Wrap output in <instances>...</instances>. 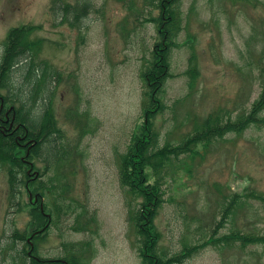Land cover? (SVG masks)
<instances>
[{"label":"rangeland","instance_id":"374dc122","mask_svg":"<svg viewBox=\"0 0 264 264\" xmlns=\"http://www.w3.org/2000/svg\"><path fill=\"white\" fill-rule=\"evenodd\" d=\"M180 1L188 28L171 51L172 76L160 93L167 105L155 118L160 146L179 144L209 112L249 108L259 96L264 76L259 74V66L264 67V0ZM92 2L93 9L77 26L62 22L63 10L53 0H0V53L11 28L41 26L32 34L44 39L37 60H47L61 73L53 97L57 122L67 141L75 144L80 138L83 152L70 179L71 195L86 205L87 217L96 218L86 231L72 228L74 215L51 224L45 239L38 242V255L59 258L65 255L64 242L89 240L85 264H143L136 230L129 222L130 196L123 190L119 164L133 134H139L145 122L142 99L147 88L140 74L162 40L155 23L149 21L159 9L152 7L151 0ZM193 3L195 10L190 11ZM187 33L194 36L189 41L192 47L181 44ZM193 52L198 74L190 84L186 71ZM25 70L17 67L16 83ZM77 111H86L91 122L82 137L76 121L82 119V125L86 118ZM198 150L194 157L182 154L170 162L162 180L165 202L155 223L162 235L159 247L167 254L179 251L185 241L203 242L211 229L217 230V237L232 231L264 233V198H259L264 197V129L254 126L208 148L200 145ZM36 164L42 172L44 163L36 160ZM8 189L7 171L2 168V240L15 228L25 230L31 219L29 195L24 193L22 208L16 212L10 207ZM234 195L242 198L241 206L226 215L225 206ZM182 264H264V247L209 245Z\"/></svg>","mask_w":264,"mask_h":264},{"label":"trees","instance_id":"16d2710c","mask_svg":"<svg viewBox=\"0 0 264 264\" xmlns=\"http://www.w3.org/2000/svg\"><path fill=\"white\" fill-rule=\"evenodd\" d=\"M53 0L55 7L63 10L62 22L79 26L83 17L93 9L92 0H78L76 3ZM251 0H249L250 2ZM180 0H151L152 7L159 9L157 15L149 21L155 23L162 40L157 42L151 51L150 58L145 62L140 76L145 81L142 109L145 122L139 134L134 133L131 143L125 153L121 154L119 176L123 190L130 196L128 205L131 208L129 222L135 227L137 243L143 264H182L187 259L199 253L205 247H233L240 244L246 247L250 244L264 247V233H244L232 231L217 237L216 229L203 242L191 244L185 241L183 247L172 254L162 252L159 247L161 232L155 220L163 207L165 198L162 180L168 175V165L173 160H179L180 155L194 157L199 154V146L208 148L219 139L230 134H243L256 126L264 129V76L262 77L259 96L249 108L238 112H224L221 108L209 112L200 122H196L192 132L185 135L182 141L174 145L170 142L159 145L160 131L155 124L156 115L162 113L167 105L160 96L164 91L166 80L172 76L170 71L171 51L178 46V38L186 30L184 11L180 8ZM243 2L244 0H232ZM195 3V2H194ZM190 11L195 10V4ZM64 20V21H63ZM41 26L23 24L11 28L3 42L0 53V95L5 102L15 104L17 109L26 111L24 117L17 119L28 129V138L37 143L32 146L28 155L13 138L0 131V169L5 168L8 175V200L16 212L22 208L24 193L38 196L37 204H30V221L25 230L15 228L6 238H0V260L2 264H85L84 253L89 251V240L81 242H64L65 255L59 258H44L38 255V242L44 240L51 224H57L62 217L74 215L75 231H86L95 216L87 217L89 210L86 205L71 195V180L77 172V163L83 156L79 141L75 144L66 139V135L58 125L53 97L60 81L61 73L55 70L47 60H37V54L44 44L43 38H32V34ZM187 27V28H186ZM255 35L253 34L252 37ZM194 36L187 33V38L181 44L192 47ZM189 43V44H187ZM260 63V62H259ZM25 68V74L20 83L15 81V71ZM252 71L253 68L250 66ZM264 67L259 66V74ZM191 76L190 84L197 77L198 66L193 52L189 58L186 71ZM6 89V94L2 93ZM30 113V117H29ZM76 115L86 118V122L78 118L80 137L90 131V117L86 111L76 112ZM23 156V157H22ZM30 161L37 173L33 178L27 172ZM36 160L44 163L41 172ZM71 179V180H70ZM258 197V196H257ZM43 198V209L41 201ZM259 198L263 199L262 195ZM241 197L234 195L225 206L226 215L235 214L241 206ZM132 201H135L133 205ZM31 232L30 249L27 242Z\"/></svg>","mask_w":264,"mask_h":264},{"label":"flooded vegetation","instance_id":"af4514ba","mask_svg":"<svg viewBox=\"0 0 264 264\" xmlns=\"http://www.w3.org/2000/svg\"><path fill=\"white\" fill-rule=\"evenodd\" d=\"M26 114V111L21 110L20 108L17 109V106L15 104L5 102L4 96L0 95V131L11 138H13L14 141H16L19 145L23 147V150L25 153L23 155H28L29 152L32 149V146L37 143L34 138L30 137L28 138V129L26 125L21 122L17 121V119L21 117H24ZM30 117V113H29ZM23 157V156H22ZM26 162L29 163V167L27 169V172L30 176V179H32L33 174L36 172V169L33 168V165L30 161ZM29 194V198L30 195ZM36 195L32 194V199L30 198V201L34 203V198ZM38 202V201H37ZM37 202H35L37 204ZM28 243H30V240L28 238Z\"/></svg>","mask_w":264,"mask_h":264},{"label":"water","instance_id":"95a60500","mask_svg":"<svg viewBox=\"0 0 264 264\" xmlns=\"http://www.w3.org/2000/svg\"><path fill=\"white\" fill-rule=\"evenodd\" d=\"M35 173L38 174V172H35ZM30 198L32 199V194L30 195ZM35 201H38V196L37 195L35 196ZM41 206H42V209H43V198H42V201H41ZM31 245H33V244L31 243Z\"/></svg>","mask_w":264,"mask_h":264}]
</instances>
